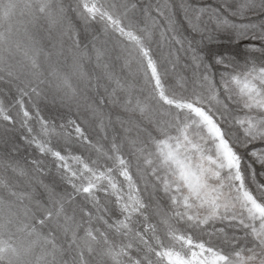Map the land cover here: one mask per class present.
I'll use <instances>...</instances> for the list:
<instances>
[{"label":"snow or ice","instance_id":"1","mask_svg":"<svg viewBox=\"0 0 264 264\" xmlns=\"http://www.w3.org/2000/svg\"><path fill=\"white\" fill-rule=\"evenodd\" d=\"M0 264H264V0H0Z\"/></svg>","mask_w":264,"mask_h":264},{"label":"rangeland","instance_id":"2","mask_svg":"<svg viewBox=\"0 0 264 264\" xmlns=\"http://www.w3.org/2000/svg\"><path fill=\"white\" fill-rule=\"evenodd\" d=\"M150 0H137V3L140 7H143L144 4L149 3ZM154 2V0H152ZM175 3L178 4L179 0H174ZM209 2H214V0H209ZM177 12H179V9L177 8ZM135 18L140 20L141 19V14L137 12L135 14ZM101 25L99 24H93V28L96 30H99ZM187 35V33H185ZM199 36H196L195 39L199 40ZM207 45V42H205ZM207 48L210 49L211 52H227V53H233L237 55L241 60L243 58V46L236 47L235 44L228 38L227 34H221L218 41L207 45ZM184 58L182 56L181 59V65H183ZM14 95V94H13ZM6 103L10 102L9 98H5ZM38 107L40 108L41 115L44 116L46 119L49 121L55 122L57 125L61 123H66L68 119H79V120H84L86 119L85 116L76 113L75 109H73L71 112H69L68 109L66 108H61L59 106L53 105L50 102H46L44 100H38L36 101ZM34 111V110H33ZM84 127L86 128L87 132L93 136L95 139V133L92 131V126L90 124H85ZM23 131V130H20ZM14 135L17 136L19 133H14ZM21 144V152L20 155L24 157H28L31 159L33 156L38 157V153L34 151L33 148L25 145L22 141L20 142ZM53 146L56 147L59 150H63L65 148V143L63 140H53ZM68 149L77 153V154H84L87 155L88 153L85 150V147L76 144V143H70L67 145ZM46 162L50 163V158H46ZM54 171V169H53ZM50 179V177H49Z\"/></svg>","mask_w":264,"mask_h":264}]
</instances>
